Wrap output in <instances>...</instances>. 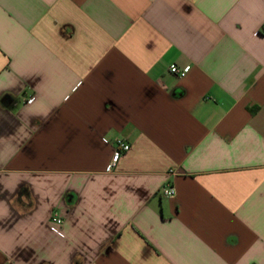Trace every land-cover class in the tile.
I'll use <instances>...</instances> for the list:
<instances>
[{
  "label": "crops",
  "instance_id": "crops-1",
  "mask_svg": "<svg viewBox=\"0 0 264 264\" xmlns=\"http://www.w3.org/2000/svg\"><path fill=\"white\" fill-rule=\"evenodd\" d=\"M0 264H264V0H0Z\"/></svg>",
  "mask_w": 264,
  "mask_h": 264
},
{
  "label": "built area",
  "instance_id": "built-area-1",
  "mask_svg": "<svg viewBox=\"0 0 264 264\" xmlns=\"http://www.w3.org/2000/svg\"><path fill=\"white\" fill-rule=\"evenodd\" d=\"M169 72L171 74L174 75H183V73L185 72L184 70L182 72H180L175 66L170 67ZM33 97H30L28 99V102H32ZM130 149V146L128 144H126L125 142H123L122 140H117L115 143V148H114V153L112 156V166L114 167L119 159V157L122 156L123 153L128 152ZM162 195L166 198H173L175 196V190L173 187L166 185L163 189H162ZM51 221H53V223L59 228L62 227L63 225V218L59 215V213L57 212H53L51 215Z\"/></svg>",
  "mask_w": 264,
  "mask_h": 264
}]
</instances>
